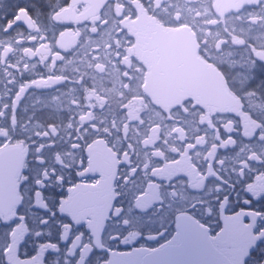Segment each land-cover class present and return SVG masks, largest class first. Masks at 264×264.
Listing matches in <instances>:
<instances>
[{
	"label": "flooded vegetation",
	"instance_id": "af4514ba",
	"mask_svg": "<svg viewBox=\"0 0 264 264\" xmlns=\"http://www.w3.org/2000/svg\"><path fill=\"white\" fill-rule=\"evenodd\" d=\"M187 218L264 264V0H6L0 264H167Z\"/></svg>",
	"mask_w": 264,
	"mask_h": 264
},
{
	"label": "water",
	"instance_id": "95a60500",
	"mask_svg": "<svg viewBox=\"0 0 264 264\" xmlns=\"http://www.w3.org/2000/svg\"><path fill=\"white\" fill-rule=\"evenodd\" d=\"M19 17V16H18ZM188 222L185 224L188 225L189 233H196L202 231L200 236H190L187 238L185 234L181 236V242L177 246L169 248V251H177L178 256L168 254L167 264H209L211 259V249L207 246V240L204 235V230L196 222L187 218ZM184 232V230H183ZM178 257V259H177ZM156 263L161 264L160 257H157L155 260Z\"/></svg>",
	"mask_w": 264,
	"mask_h": 264
},
{
	"label": "bare ground",
	"instance_id": "6f19581e",
	"mask_svg": "<svg viewBox=\"0 0 264 264\" xmlns=\"http://www.w3.org/2000/svg\"><path fill=\"white\" fill-rule=\"evenodd\" d=\"M182 230H184V233L187 236V238H190V233L188 232L189 230H188L187 226H184Z\"/></svg>",
	"mask_w": 264,
	"mask_h": 264
},
{
	"label": "rangeland",
	"instance_id": "374dc122",
	"mask_svg": "<svg viewBox=\"0 0 264 264\" xmlns=\"http://www.w3.org/2000/svg\"><path fill=\"white\" fill-rule=\"evenodd\" d=\"M5 1H6V0H0V8H1V6H2L3 4H5Z\"/></svg>",
	"mask_w": 264,
	"mask_h": 264
}]
</instances>
